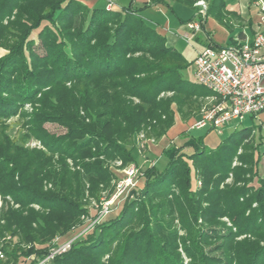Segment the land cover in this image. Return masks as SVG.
Listing matches in <instances>:
<instances>
[{
	"label": "trees",
	"instance_id": "obj_1",
	"mask_svg": "<svg viewBox=\"0 0 264 264\" xmlns=\"http://www.w3.org/2000/svg\"><path fill=\"white\" fill-rule=\"evenodd\" d=\"M226 5L208 0L205 13L221 17ZM140 11L131 3L108 10L75 0H0V44L8 50L0 57V196L18 205L1 214L0 236L8 233L29 245L3 249L13 261L22 257L34 264L47 252V242L77 222L84 212L83 181L94 192L111 179L104 160L138 161L131 145L144 125L153 121L162 135L173 125L175 111L210 95L184 78L193 61L167 46ZM66 88L70 98L59 94ZM25 104L32 106L28 130L46 151L25 148L4 132L3 119L19 114ZM45 122L66 131L52 135ZM237 132L238 140L228 137L213 149H207L203 135L165 148L162 170L147 167L143 189L123 201L120 213L109 215L85 242L52 264H104L105 254L106 264H183L173 217L163 215H177L184 229L192 228L182 238L191 264H264V177L257 170L264 137L259 135L253 146L248 142L252 128ZM235 157L239 165L232 167ZM67 159L78 162L81 173L70 171ZM229 173L233 183L221 187ZM44 182L52 188L44 190ZM199 216L203 224L224 229L222 235L212 234L220 239L213 248L220 256L204 252L209 242L196 224ZM223 216L236 233L219 221ZM134 222L139 229L125 230ZM240 234L252 238L236 242Z\"/></svg>",
	"mask_w": 264,
	"mask_h": 264
},
{
	"label": "rangeland",
	"instance_id": "obj_2",
	"mask_svg": "<svg viewBox=\"0 0 264 264\" xmlns=\"http://www.w3.org/2000/svg\"><path fill=\"white\" fill-rule=\"evenodd\" d=\"M124 0H120L122 2ZM142 7V6H139ZM177 7L174 10V13L179 14L182 19H186L192 15V12L187 9V6ZM170 17L175 18L174 14L169 11ZM191 18V17H190ZM176 19V18H175ZM189 19V18H188ZM178 50V48H176ZM184 50L188 49L187 44H184ZM37 50V48H35ZM180 51V50H179ZM8 52L6 44H0V57L4 56ZM37 52H41L40 50ZM187 58L189 55L185 52ZM184 78L192 83H196V79L193 73V67L191 65L188 66L187 69L183 70ZM70 85L67 84V87ZM59 94L64 98H70L72 96V91L69 88L64 90H60ZM166 97H171L172 92H166L164 94ZM194 100V99H193ZM194 104L191 106L183 105L182 111H175V106L172 105L175 113H174V120H177L178 126L174 127L175 123L162 135H157L155 129L152 128L154 122H148V124L144 125L138 132H136L133 136L132 147L131 149L134 153L137 154L136 162H123L119 158L113 160H104V164L106 165L108 171L111 173V179L109 180L108 184L99 183L97 191L91 192L89 191V184L86 181H83V194L80 197L81 205L84 210L83 213L78 217L77 222L64 234L61 233L59 236H54L49 242H47L44 246L47 247L46 253L43 254L42 257L37 258L34 264H52L53 260L61 256L67 252H69L74 246L83 243L89 238V236L98 230L99 227L104 225L109 215H118L122 209L123 201L135 196L141 189H143L144 185V170L149 167L155 165L157 169L160 171L162 170L163 166L166 164V157L164 156H157V154L152 153L150 151V147L152 145H156L158 150L163 147L167 148L170 145H174L176 147H181L189 137H197L203 135V142L207 149L215 148L221 141L225 140L228 137H233L234 139L238 140V132L237 130H241L243 128H252V137L248 141L250 145L255 146L256 143L259 142V135L264 137V127L260 125V123H264V111L258 114L257 116L250 117L246 116L242 120H232L228 124H226L220 133L216 130L210 129L208 130H195L192 128V124L195 120L199 119L203 110L209 106V100L206 98H199L194 100ZM32 112V106L30 104H25L20 110L19 114L11 116L7 119H3L1 123L5 126L4 132L15 142L18 144H22L25 148L29 149H36L41 151H46L44 144L42 141L35 135L31 134L28 130L27 126V119H29V114ZM181 121V123H180ZM43 128L47 132L52 135H60L65 133L66 128L59 123L55 122H45L43 123ZM188 129L190 131H188ZM188 131V132H187ZM235 133V134H234ZM139 135H143L142 139H140ZM264 140V139H263ZM134 144V146H133ZM246 144V143H245ZM164 148V149H165ZM163 149V150H164ZM263 154L258 161L257 170L260 176L264 177V165L262 162V157H264V148L260 145V150ZM184 151L186 153L191 152V148H185ZM242 152L241 148L238 149L237 154ZM54 165L57 166L59 164V157L57 155L53 156ZM69 170L72 172L81 171V166L77 162H73L71 159L66 160ZM239 163L237 162L236 157L232 159L231 166H237ZM152 168V167H151ZM130 169H133V173L131 175V179L135 185L133 187L128 188L125 187L119 188V183L127 177V173H129ZM81 173V172H80ZM250 177V174L246 176ZM200 182V181H199ZM197 181V186L199 187L200 183ZM233 178L232 174L229 173L228 177L225 179L224 183L221 184V187L226 184H232ZM52 185L49 182H44V190L51 189ZM113 200V201H112ZM35 210L39 209V206L36 204L30 205ZM107 206L108 213L105 212V208ZM10 207L11 209H16L18 207L17 204L10 203L9 201L6 202L2 200L0 196V217L1 214L6 211V209ZM168 217L172 218V226L176 230L177 233V243H178V252L181 255L182 263L183 264H191L193 259L187 257L185 252L183 251V241L182 238H186L189 236V232L192 230L189 229L188 231L184 229L180 219L177 215L168 216L163 215V218L167 219ZM139 222L138 220H136ZM220 222H222L225 226L230 228L232 232L236 233L237 229L232 224V221L226 217H220ZM134 222L133 225L130 227L127 226L125 230L133 229L137 230L140 227V222ZM196 224L202 228L203 234L208 237L207 242L209 245H204V252L206 254H214V256H220V251L213 250L214 244L218 243L219 238L216 235L212 234H219L222 235L224 229H222L219 225H208L203 224L201 217H198ZM244 238H252L249 235L240 234L235 237L236 242H240L244 240ZM189 243L185 241L184 244ZM118 241L115 240L112 242V246L117 245ZM27 248L29 245L24 244L21 242L20 238L17 236H11L8 233H3L0 236V261L3 264H26V260L23 261L22 257H19L18 261H13L12 258H9V255L6 254L3 249L10 251L11 249L17 248ZM35 247H42L35 245ZM210 250V251H209ZM18 252V251H17ZM34 258L31 255L27 260H32ZM108 254H105L102 257V262L104 264L107 263Z\"/></svg>",
	"mask_w": 264,
	"mask_h": 264
},
{
	"label": "built area",
	"instance_id": "obj_3",
	"mask_svg": "<svg viewBox=\"0 0 264 264\" xmlns=\"http://www.w3.org/2000/svg\"><path fill=\"white\" fill-rule=\"evenodd\" d=\"M114 0H107L106 8L110 10ZM253 6L264 13V0H253ZM200 14H204V0H197ZM186 27L198 31V21H189ZM184 38L189 39L188 33ZM264 31L256 33L251 39L235 40L225 46H205L193 58V73L196 83L206 88L210 95L209 106L205 108L192 128L195 130H216L232 120H242L246 116H257L264 111ZM264 127V123H260ZM142 139L143 135H139ZM264 141V140H263ZM264 147V142H263ZM264 165V157H262ZM127 173L118 187H133L131 175ZM113 201V200H112ZM108 213L107 206L104 207Z\"/></svg>",
	"mask_w": 264,
	"mask_h": 264
},
{
	"label": "crops",
	"instance_id": "obj_4",
	"mask_svg": "<svg viewBox=\"0 0 264 264\" xmlns=\"http://www.w3.org/2000/svg\"><path fill=\"white\" fill-rule=\"evenodd\" d=\"M75 1L88 8L105 7L107 3V0ZM161 1L154 3V0H124L122 2L114 0L112 9L119 10L130 3L133 8L141 9L140 15L142 18L165 38L166 45L175 50L178 48L177 51L190 61L205 46L229 45L234 43L235 40L251 39L256 33L264 31V13L253 6V0H223L227 5L221 17L212 13L200 14V8L195 5L197 0H190V2H194L191 6L183 0ZM204 1L207 8L208 0ZM184 6H187V9L192 12L191 18L188 17L189 19H182L179 14H176L177 7L184 9ZM174 10H176V13H174ZM169 11L174 14L176 19L170 17ZM188 20L200 22L201 29L198 31L189 30L186 27ZM184 33H188L189 39L183 37ZM184 44H187V50L183 49ZM185 52H187L189 58H187ZM191 66L193 67L192 64ZM174 123V127H177L176 119ZM188 131L190 130L188 129ZM164 148L158 150L156 145H152L150 151L157 154V156H161Z\"/></svg>",
	"mask_w": 264,
	"mask_h": 264
}]
</instances>
